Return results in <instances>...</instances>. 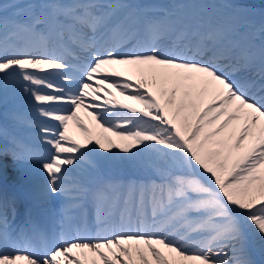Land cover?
Instances as JSON below:
<instances>
[{
  "label": "snow or ice",
  "instance_id": "obj_1",
  "mask_svg": "<svg viewBox=\"0 0 264 264\" xmlns=\"http://www.w3.org/2000/svg\"><path fill=\"white\" fill-rule=\"evenodd\" d=\"M252 15L215 0H0V103L19 84L42 118L13 117L33 140L0 127V180L9 162L38 175L30 197L50 225L29 212L12 230L0 203V264H264V23L249 31Z\"/></svg>",
  "mask_w": 264,
  "mask_h": 264
},
{
  "label": "bare ground",
  "instance_id": "obj_2",
  "mask_svg": "<svg viewBox=\"0 0 264 264\" xmlns=\"http://www.w3.org/2000/svg\"><path fill=\"white\" fill-rule=\"evenodd\" d=\"M111 91H114V90H111ZM116 94H117V98L114 97V95L112 97L105 96L104 98L105 99H115V100H118L121 102H125L123 100V97L119 96L118 92ZM102 102H103V100H102ZM126 102L132 103L133 106L139 107V105H136L134 102H131V101H126ZM98 104L102 105L100 100L98 101ZM26 110L28 111V108L27 109H25V107L23 108V106L21 104L14 105V104L8 103L6 105H2V106L0 105V112L3 114V120L6 123V126L10 129V131H16L19 133H21V128H15L14 127L13 117L14 116L24 117L26 114L25 113ZM122 114H130V113H127L126 110L121 109V110H118L116 112V114L109 116L108 119L112 122L119 123L123 119ZM78 115L80 116L83 123L85 125H87L90 129H92L94 133L100 131L96 127L97 121H93L91 116L88 115L86 110L81 109L80 112L78 113ZM70 132H71V134L74 135L75 138H77L79 140L84 139L83 134L75 129L74 123L70 124ZM95 158L96 157L94 155H90V156L86 157V161L87 160H94ZM84 166L87 167V164L85 163ZM4 177H15V178H17L18 181L22 180L24 185L31 183L32 181H34L36 179V182L30 187L31 189L35 184L42 183L41 179H38L39 178L38 175L32 176L30 178V180L23 179L21 177L20 173H18V171L12 166V164L10 162L8 163V169H7V172L5 173Z\"/></svg>",
  "mask_w": 264,
  "mask_h": 264
},
{
  "label": "rangeland",
  "instance_id": "obj_3",
  "mask_svg": "<svg viewBox=\"0 0 264 264\" xmlns=\"http://www.w3.org/2000/svg\"><path fill=\"white\" fill-rule=\"evenodd\" d=\"M260 2H261L262 5L264 6V2H263L262 0H261ZM245 3H249L250 5H252L251 2H250V0H246ZM252 6H254V5H252ZM254 7H256V6H254ZM256 8H257V11L260 12V13H258V15H259L260 17H261V16H264V7H258V6H257ZM261 18H262V17H261Z\"/></svg>",
  "mask_w": 264,
  "mask_h": 264
}]
</instances>
